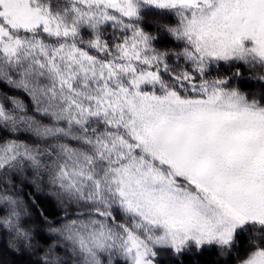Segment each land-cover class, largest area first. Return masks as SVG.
Wrapping results in <instances>:
<instances>
[{
  "label": "snow or ice",
  "instance_id": "1",
  "mask_svg": "<svg viewBox=\"0 0 264 264\" xmlns=\"http://www.w3.org/2000/svg\"><path fill=\"white\" fill-rule=\"evenodd\" d=\"M0 264H264V0H0Z\"/></svg>",
  "mask_w": 264,
  "mask_h": 264
}]
</instances>
